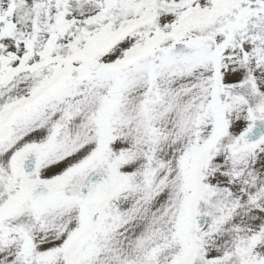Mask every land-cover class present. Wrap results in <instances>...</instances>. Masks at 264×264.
<instances>
[{
    "label": "snow or ice",
    "instance_id": "obj_1",
    "mask_svg": "<svg viewBox=\"0 0 264 264\" xmlns=\"http://www.w3.org/2000/svg\"><path fill=\"white\" fill-rule=\"evenodd\" d=\"M0 264H264V0H0Z\"/></svg>",
    "mask_w": 264,
    "mask_h": 264
}]
</instances>
